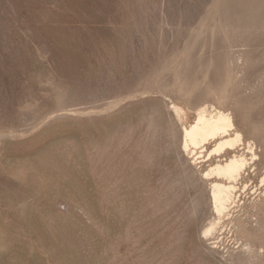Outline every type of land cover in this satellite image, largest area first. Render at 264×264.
Here are the masks:
<instances>
[{"label":"rangeland","instance_id":"1","mask_svg":"<svg viewBox=\"0 0 264 264\" xmlns=\"http://www.w3.org/2000/svg\"><path fill=\"white\" fill-rule=\"evenodd\" d=\"M0 264H264V0H0Z\"/></svg>","mask_w":264,"mask_h":264},{"label":"bare ground","instance_id":"2","mask_svg":"<svg viewBox=\"0 0 264 264\" xmlns=\"http://www.w3.org/2000/svg\"><path fill=\"white\" fill-rule=\"evenodd\" d=\"M233 130H235V124L230 114L222 111L209 112L207 108L201 109L196 123L185 130L186 151L190 146L195 149L202 148L210 140H217V144L214 150L211 153L209 152V157L214 154L221 155L227 149L235 150L236 146L242 143V135L237 132L235 136L230 137V132ZM248 149L252 154V161H255L254 147L249 144ZM204 151L206 150L204 149ZM249 165L245 157L234 155L225 164H217L207 173V176L215 175L228 181V184L222 182L213 184L211 197L218 213L222 214L227 209L228 203L234 197L233 193L237 190L235 184L233 185L232 183H236L239 180L241 174ZM214 229V226L211 225L206 230V234L212 233Z\"/></svg>","mask_w":264,"mask_h":264}]
</instances>
